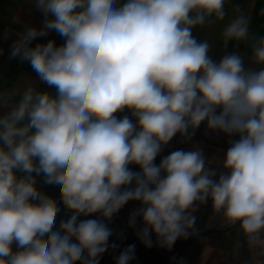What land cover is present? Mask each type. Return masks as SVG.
Returning a JSON list of instances; mask_svg holds the SVG:
<instances>
[{
	"label": "clouds",
	"instance_id": "obj_1",
	"mask_svg": "<svg viewBox=\"0 0 264 264\" xmlns=\"http://www.w3.org/2000/svg\"><path fill=\"white\" fill-rule=\"evenodd\" d=\"M227 2L33 0L41 25L24 24L8 58L46 89L0 93V264H100L129 203L141 243L171 249L209 202L238 226L235 248L264 264V37L238 7L223 27L225 48L250 42V67L238 51L214 59L193 35L225 20ZM51 32L63 42L34 43ZM202 125L228 138L222 158L193 143L156 163ZM135 248L115 264H131Z\"/></svg>",
	"mask_w": 264,
	"mask_h": 264
},
{
	"label": "crops",
	"instance_id": "obj_2",
	"mask_svg": "<svg viewBox=\"0 0 264 264\" xmlns=\"http://www.w3.org/2000/svg\"><path fill=\"white\" fill-rule=\"evenodd\" d=\"M225 7L228 12L225 20L197 27L193 29V35L197 39H207L210 42L212 47L209 54L214 59H219L226 53L238 51L245 56L246 66L259 67L249 60L251 56L250 42L237 43L233 41L225 48L221 32L224 25L236 14L234 10L238 7L250 19V33L257 37H264V0H228ZM42 19V14L34 8L33 0H0V48L4 49L3 55H0V93L22 90L28 84H32L40 90L46 89V86L39 82L27 63L21 64L18 60H9L8 58L10 45L15 39L14 34L22 31L24 24L39 27ZM6 30H11L8 39L3 38ZM48 39H55L58 45L63 42L55 32H51L47 37L39 38L34 43L46 42ZM14 99H18V97ZM5 110L0 108V111ZM193 143H199L205 155L213 158V162H216L217 157L222 158L229 146L227 137L206 134L202 125L190 143L178 144L174 138L161 156L157 157L156 163L158 164L161 157L172 150L178 148L189 150ZM44 190L58 199V186H44ZM136 207L138 204L129 203L113 218L109 224L113 230V235L110 238L136 234V228L128 227L129 214ZM194 214L197 216V221L191 234L201 231H206V233L186 245L185 252L190 262H179V264H252V253L246 245L242 244L239 250L235 248L236 241L243 240L238 226L227 224L222 214L213 210L211 202L201 205ZM65 218L62 210L57 217V224ZM139 225L138 223L137 228Z\"/></svg>",
	"mask_w": 264,
	"mask_h": 264
},
{
	"label": "trees",
	"instance_id": "obj_3",
	"mask_svg": "<svg viewBox=\"0 0 264 264\" xmlns=\"http://www.w3.org/2000/svg\"><path fill=\"white\" fill-rule=\"evenodd\" d=\"M141 226L142 225H139L138 228ZM153 239L155 240V237H153ZM184 240L185 238L178 239L174 247L171 249H164L156 246L155 244L151 248L145 247L136 234L110 238V247L103 255L100 264H115L114 258L119 255L120 251L130 244H135L136 246L135 259L131 262V264H168L171 261V258L178 252ZM112 244H115L116 247H111ZM179 262H190L189 257L185 252V248L180 254ZM179 262L175 264H179Z\"/></svg>",
	"mask_w": 264,
	"mask_h": 264
},
{
	"label": "water",
	"instance_id": "obj_4",
	"mask_svg": "<svg viewBox=\"0 0 264 264\" xmlns=\"http://www.w3.org/2000/svg\"><path fill=\"white\" fill-rule=\"evenodd\" d=\"M206 231H201V232H195L193 234H190L188 238H186L183 243L181 244L178 252L171 258V261L168 264H175L177 262H179V257L181 252L183 251V249L186 247V245L192 241L193 239H195L196 237H199L203 234H205Z\"/></svg>",
	"mask_w": 264,
	"mask_h": 264
},
{
	"label": "built area",
	"instance_id": "obj_5",
	"mask_svg": "<svg viewBox=\"0 0 264 264\" xmlns=\"http://www.w3.org/2000/svg\"><path fill=\"white\" fill-rule=\"evenodd\" d=\"M175 140H176V142H177L178 144H183V143H179V140H180V137H179V136H177V137L175 138Z\"/></svg>",
	"mask_w": 264,
	"mask_h": 264
}]
</instances>
